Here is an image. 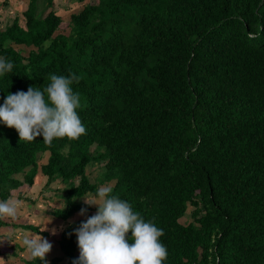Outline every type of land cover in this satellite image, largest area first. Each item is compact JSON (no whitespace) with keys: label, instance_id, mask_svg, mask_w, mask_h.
<instances>
[{"label":"trees","instance_id":"1","mask_svg":"<svg viewBox=\"0 0 264 264\" xmlns=\"http://www.w3.org/2000/svg\"><path fill=\"white\" fill-rule=\"evenodd\" d=\"M26 5L0 28L14 64L0 105L74 73L86 127L48 146L0 123V200L38 174L61 199L51 215L67 224L48 264L78 259L74 230L97 211L83 197L102 185L163 230V264H264V0H98L67 31L56 0ZM10 226L40 231L0 220Z\"/></svg>","mask_w":264,"mask_h":264},{"label":"clouds","instance_id":"2","mask_svg":"<svg viewBox=\"0 0 264 264\" xmlns=\"http://www.w3.org/2000/svg\"><path fill=\"white\" fill-rule=\"evenodd\" d=\"M13 67L12 61L0 57V76L12 72ZM79 79L74 73L50 74V83L43 90L29 87L26 92L9 93L0 105V123L14 128L24 142L31 143L39 136L48 146L56 139L78 140L86 135L77 111L81 107L80 96L72 88ZM112 193V186L104 185L95 195L83 197L84 203L96 206L97 211L74 230L79 257L73 264H163L168 257L167 248L160 241L163 230L152 221H145L128 201ZM21 207L15 196L0 200V220H17ZM86 211L82 208L80 214ZM47 223L39 233L47 230ZM39 233L25 235L22 243L31 259L48 264L46 256L52 244ZM52 234H56L55 230Z\"/></svg>","mask_w":264,"mask_h":264},{"label":"rangeland","instance_id":"3","mask_svg":"<svg viewBox=\"0 0 264 264\" xmlns=\"http://www.w3.org/2000/svg\"><path fill=\"white\" fill-rule=\"evenodd\" d=\"M28 0H7V5H4L5 0H0V28H3L16 14H21L26 9V3ZM96 3L98 0H56V10L64 18V23L61 25V31H67L68 21L72 12L78 11L82 6L87 3ZM18 47V46H16ZM94 181L99 173V166H91L88 170ZM45 177L42 174H38L33 186L24 185L20 189L13 191V195L21 202L20 214L17 220H7L9 222L17 224L32 223L40 228L47 223V230L49 236H43L51 244L52 249L47 254V257H53L60 255L61 251L58 247V239L62 228L67 224L64 220L54 218L51 215V211L55 208L62 206L60 197L54 194L53 191L45 189ZM104 186V185H102ZM53 188H63L61 183L55 182L52 184ZM96 208V206H94ZM96 209L93 210V213ZM80 214H77L73 219L79 218ZM184 217L182 221H186ZM55 230V235L52 234ZM37 234L31 230H23L21 227H7L0 229V264H18L21 261L23 255L30 257V254L24 248L22 240L25 235ZM19 245V246H18ZM21 247V248H19ZM19 253V256L12 253ZM15 253V254H16Z\"/></svg>","mask_w":264,"mask_h":264}]
</instances>
